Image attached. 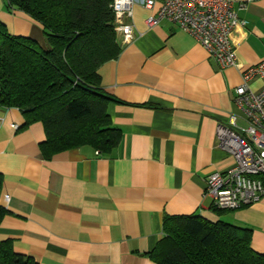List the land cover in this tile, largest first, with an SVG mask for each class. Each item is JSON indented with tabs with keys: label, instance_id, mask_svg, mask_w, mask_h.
Returning <instances> with one entry per match:
<instances>
[{
	"label": "crops",
	"instance_id": "crops-1",
	"mask_svg": "<svg viewBox=\"0 0 264 264\" xmlns=\"http://www.w3.org/2000/svg\"><path fill=\"white\" fill-rule=\"evenodd\" d=\"M244 22L230 34L237 67H220L176 24L148 27L152 10L134 6L133 39L97 71L111 125L120 131L108 155L81 146L42 155L43 127H24L15 108L0 107V243L38 264H157L149 253L170 216L198 215L251 230L264 255V199L216 211L204 195L209 176L233 165L217 128L238 114L241 70L264 62V0H233ZM243 7V8H239ZM0 21L14 36L44 42L41 25L0 0ZM258 92V78L248 82ZM13 125H17L14 129Z\"/></svg>",
	"mask_w": 264,
	"mask_h": 264
},
{
	"label": "trees",
	"instance_id": "trees-1",
	"mask_svg": "<svg viewBox=\"0 0 264 264\" xmlns=\"http://www.w3.org/2000/svg\"><path fill=\"white\" fill-rule=\"evenodd\" d=\"M42 27L44 42L10 34L0 21V107L17 109L24 127L40 123L42 155L91 146L108 155L120 141L98 69L121 50L112 0H6ZM2 176L0 174V189ZM216 211L221 210L213 207ZM7 211L0 205V224ZM251 230L198 216H170L149 253L157 264H264L251 248ZM0 264H38L0 243Z\"/></svg>",
	"mask_w": 264,
	"mask_h": 264
},
{
	"label": "built area",
	"instance_id": "built-area-1",
	"mask_svg": "<svg viewBox=\"0 0 264 264\" xmlns=\"http://www.w3.org/2000/svg\"><path fill=\"white\" fill-rule=\"evenodd\" d=\"M158 2L156 13L145 20L148 27L161 20L174 23L217 65L240 68L230 34L244 22L238 18L233 0H112L117 38L124 44L133 39L129 21L134 6L152 10ZM255 77L262 83L258 92L248 86ZM241 79L233 98L239 115H230L227 123L217 128L218 145L231 155L233 165L209 176L204 189L213 207L221 210L236 211L264 199V62L241 70Z\"/></svg>",
	"mask_w": 264,
	"mask_h": 264
}]
</instances>
